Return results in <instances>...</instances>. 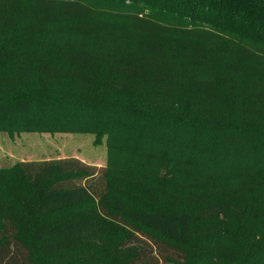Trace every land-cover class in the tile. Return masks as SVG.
Returning <instances> with one entry per match:
<instances>
[{"label":"trees","instance_id":"obj_1","mask_svg":"<svg viewBox=\"0 0 264 264\" xmlns=\"http://www.w3.org/2000/svg\"><path fill=\"white\" fill-rule=\"evenodd\" d=\"M57 130L151 144L165 187L0 167V264H264V0H0V133Z\"/></svg>","mask_w":264,"mask_h":264},{"label":"rangeland","instance_id":"obj_2","mask_svg":"<svg viewBox=\"0 0 264 264\" xmlns=\"http://www.w3.org/2000/svg\"><path fill=\"white\" fill-rule=\"evenodd\" d=\"M114 25L127 29L120 20ZM110 22V21H107ZM63 40L75 44H83L84 37L69 34L62 35ZM26 40V39H25ZM127 135L122 134L115 138L106 135L100 137L97 133L88 131H34L0 133V167L11 166L20 161H44L66 158H76L85 164L103 170H111L112 177L116 178L113 186L117 193L125 194L132 202L141 203L139 189L152 187L161 190L165 185H159L157 178L165 175V168L158 153L151 144L142 146L141 153H135L127 148ZM138 157L139 160H136ZM139 164V165H138ZM179 180L194 174L196 169H179ZM193 172V173H192ZM135 192V193H134ZM144 204L150 202L144 201Z\"/></svg>","mask_w":264,"mask_h":264}]
</instances>
